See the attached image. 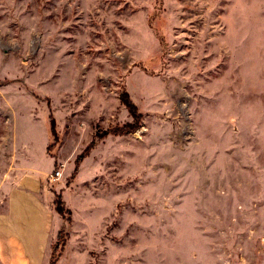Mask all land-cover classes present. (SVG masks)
<instances>
[{
    "label": "rangeland",
    "instance_id": "obj_1",
    "mask_svg": "<svg viewBox=\"0 0 264 264\" xmlns=\"http://www.w3.org/2000/svg\"><path fill=\"white\" fill-rule=\"evenodd\" d=\"M18 166L55 264H264V0H0V211Z\"/></svg>",
    "mask_w": 264,
    "mask_h": 264
},
{
    "label": "crops",
    "instance_id": "obj_2",
    "mask_svg": "<svg viewBox=\"0 0 264 264\" xmlns=\"http://www.w3.org/2000/svg\"><path fill=\"white\" fill-rule=\"evenodd\" d=\"M23 166V164H21ZM18 166L12 181H6L5 206L0 211V262L40 264L50 254L60 223L43 175ZM58 216V217H57ZM58 221V222H57Z\"/></svg>",
    "mask_w": 264,
    "mask_h": 264
},
{
    "label": "trees",
    "instance_id": "obj_3",
    "mask_svg": "<svg viewBox=\"0 0 264 264\" xmlns=\"http://www.w3.org/2000/svg\"><path fill=\"white\" fill-rule=\"evenodd\" d=\"M124 102V104L126 105V106H128V108L130 109V111H131V115L134 117V118H136L137 117V115L135 114V112H134V108L135 107H131V103L129 102H126V101H123ZM131 109H133V110H131ZM132 130V129H131ZM130 131V130H129ZM54 210L59 214V215H61L62 216V214H63V210H64V205H63V202L60 200V199H58L57 201H55L54 202ZM68 213H70V211L68 212ZM60 233H61V231L60 232H58L57 233V239H56V242L54 243V246H53V251H52V254H51V258H50V260H49V262H48V264H55L56 262H57V260L59 259V253H58V255H55V251L58 249V248H60L61 246H63V242L61 243L60 242V240H59V236H60ZM62 244V245H61Z\"/></svg>",
    "mask_w": 264,
    "mask_h": 264
},
{
    "label": "built area",
    "instance_id": "obj_4",
    "mask_svg": "<svg viewBox=\"0 0 264 264\" xmlns=\"http://www.w3.org/2000/svg\"><path fill=\"white\" fill-rule=\"evenodd\" d=\"M62 167H63V164L59 165V167L56 170H54V172L50 176L51 181H56L59 178V176L61 175Z\"/></svg>",
    "mask_w": 264,
    "mask_h": 264
}]
</instances>
